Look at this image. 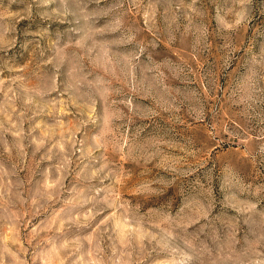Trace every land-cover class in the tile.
Here are the masks:
<instances>
[{
	"label": "rangeland",
	"instance_id": "374dc122",
	"mask_svg": "<svg viewBox=\"0 0 264 264\" xmlns=\"http://www.w3.org/2000/svg\"><path fill=\"white\" fill-rule=\"evenodd\" d=\"M0 264H264V0H0Z\"/></svg>",
	"mask_w": 264,
	"mask_h": 264
}]
</instances>
